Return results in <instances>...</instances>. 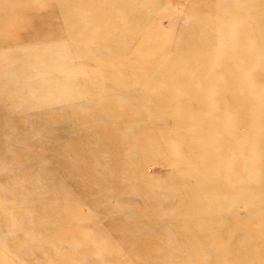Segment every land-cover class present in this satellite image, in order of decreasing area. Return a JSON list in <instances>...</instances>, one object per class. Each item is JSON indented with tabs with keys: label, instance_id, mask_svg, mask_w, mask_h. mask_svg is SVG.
<instances>
[{
	"label": "rangeland",
	"instance_id": "obj_1",
	"mask_svg": "<svg viewBox=\"0 0 264 264\" xmlns=\"http://www.w3.org/2000/svg\"><path fill=\"white\" fill-rule=\"evenodd\" d=\"M0 264H264L263 3L0 0Z\"/></svg>",
	"mask_w": 264,
	"mask_h": 264
},
{
	"label": "bare ground",
	"instance_id": "obj_2",
	"mask_svg": "<svg viewBox=\"0 0 264 264\" xmlns=\"http://www.w3.org/2000/svg\"><path fill=\"white\" fill-rule=\"evenodd\" d=\"M253 1V3L254 4H259V3H263V5H264V0H252ZM243 102H241V101H237L236 100V102L235 103H237V104H240V106H239V108L240 109H242L243 108V105H244V103H245V100H242ZM247 114V113H246ZM246 114H244V112H243V110H241V111H239V113H238V118H239V122H240V124H244L245 122L244 121H246L245 120V116H247Z\"/></svg>",
	"mask_w": 264,
	"mask_h": 264
}]
</instances>
